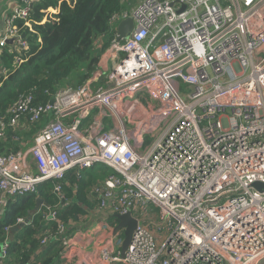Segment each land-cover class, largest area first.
Wrapping results in <instances>:
<instances>
[{
  "label": "built area",
  "instance_id": "built-area-1",
  "mask_svg": "<svg viewBox=\"0 0 264 264\" xmlns=\"http://www.w3.org/2000/svg\"><path fill=\"white\" fill-rule=\"evenodd\" d=\"M35 2L14 0L1 49H27L15 23L32 32ZM127 18L133 28L117 41ZM110 27L85 84L59 89L43 107L29 108V98L12 106L32 120L52 117L31 146L0 156V214L39 183L53 181L60 196L68 171L104 166L114 174L92 191L96 213H130L138 227L124 258L120 231V250L107 241L97 264H264V190L252 188L264 184V0H140ZM5 130L0 120V139ZM41 207L58 223L41 245L56 241L66 255L71 237L52 207Z\"/></svg>",
  "mask_w": 264,
  "mask_h": 264
},
{
  "label": "trees",
  "instance_id": "trees-1",
  "mask_svg": "<svg viewBox=\"0 0 264 264\" xmlns=\"http://www.w3.org/2000/svg\"><path fill=\"white\" fill-rule=\"evenodd\" d=\"M139 1L36 0L28 18L32 32L22 21L15 23L24 35L27 49L0 48V71L5 73L0 74V120L6 124L0 139V156L31 146L39 129L52 117L43 113L32 120L29 110L13 113L12 106L29 98V108L43 107L59 89L85 84L109 45L111 19ZM99 39L103 40L102 46L95 45ZM16 58L21 63H16ZM15 115L19 122L10 126ZM113 174L104 166L84 170L79 177L76 171H68L60 196L54 191V182L48 180L37 185L36 195L9 199L0 214V247L6 236L4 229L11 227L7 264H66L67 256H62L58 242L49 240L41 245L43 236L57 233L58 223L43 219V207L33 214L36 199L52 207L70 236L96 212L98 201L92 191ZM18 219L25 224L16 225Z\"/></svg>",
  "mask_w": 264,
  "mask_h": 264
},
{
  "label": "crops",
  "instance_id": "crops-1",
  "mask_svg": "<svg viewBox=\"0 0 264 264\" xmlns=\"http://www.w3.org/2000/svg\"><path fill=\"white\" fill-rule=\"evenodd\" d=\"M13 3L14 0H4V3L0 6V28ZM112 216L107 213L99 214L95 212L87 218L82 226L74 230L69 236L71 237L69 254L63 255V257L67 256V260L64 262L66 264H97L102 249L110 240L114 242L113 249L115 251L120 250L116 244V235L113 233L116 222L111 219ZM106 227L110 230L105 229Z\"/></svg>",
  "mask_w": 264,
  "mask_h": 264
},
{
  "label": "water",
  "instance_id": "water-1",
  "mask_svg": "<svg viewBox=\"0 0 264 264\" xmlns=\"http://www.w3.org/2000/svg\"><path fill=\"white\" fill-rule=\"evenodd\" d=\"M183 9L184 7H182L181 11ZM132 28H133V22L130 18L120 21L116 28L117 41L126 38L131 32ZM21 38L23 39L24 35ZM15 40H16L15 38L9 39L7 41L8 46H13ZM50 103H52V101ZM252 188L258 191H262L264 190V184H260L257 182L253 183ZM41 205H42V201L40 199H36V206L33 210V214L39 211ZM111 219L115 220L116 222V226L114 228L113 233L115 235L120 231H122L123 233V241L121 245L120 256L121 258H124V253L129 243L132 240L133 233L138 227V222L136 219L132 217L130 213L124 215L114 214Z\"/></svg>",
  "mask_w": 264,
  "mask_h": 264
},
{
  "label": "rangeland",
  "instance_id": "rangeland-1",
  "mask_svg": "<svg viewBox=\"0 0 264 264\" xmlns=\"http://www.w3.org/2000/svg\"><path fill=\"white\" fill-rule=\"evenodd\" d=\"M95 45H98V44L96 43ZM95 47H97V46H95ZM101 85H103V84L101 83ZM182 88H183V87H182Z\"/></svg>",
  "mask_w": 264,
  "mask_h": 264
}]
</instances>
